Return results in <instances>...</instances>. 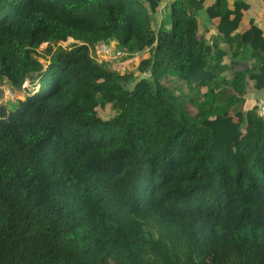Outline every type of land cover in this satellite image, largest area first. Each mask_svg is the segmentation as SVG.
Instances as JSON below:
<instances>
[{
	"label": "trees",
	"instance_id": "16d2710c",
	"mask_svg": "<svg viewBox=\"0 0 264 264\" xmlns=\"http://www.w3.org/2000/svg\"><path fill=\"white\" fill-rule=\"evenodd\" d=\"M166 1L0 0V81L40 86L0 105V264H264V28Z\"/></svg>",
	"mask_w": 264,
	"mask_h": 264
},
{
	"label": "rangeland",
	"instance_id": "374dc122",
	"mask_svg": "<svg viewBox=\"0 0 264 264\" xmlns=\"http://www.w3.org/2000/svg\"><path fill=\"white\" fill-rule=\"evenodd\" d=\"M168 2V0L166 1ZM256 2V1H255ZM254 2V4H255ZM256 5L259 6L260 10L258 9L259 12H261L263 15H264V2H258L256 3ZM250 14V13H248ZM205 17L206 18V22L205 24L208 25L209 23L208 22V18L206 16V13L205 12H201L199 13L198 17H199V20L200 22H202V18L201 17ZM157 17L160 19H163L164 20V23L165 25H169L170 24V17L168 16V14H164L162 17H161V13L157 15ZM249 15H247V19H248ZM246 24H248V22H246ZM212 25L209 24V28H211V32H209L208 34V37L214 35V29L211 27ZM245 23L243 25V23L241 24V27H240V31H244L245 30ZM205 32V31H204ZM73 41V42H72ZM74 40L73 39H69L67 42H60L59 44H55L54 47H53V50H56L57 47L59 48H63V49H66V50H70V49H73L74 48ZM48 46L44 45L41 49H40V55H41V58L40 60L42 61V63L44 64V66L47 68L48 65H50V60H49V54L52 53L53 51L52 50H49V51H46V48ZM143 60V57H140L139 56V59L138 60H135L132 64H131V67L129 65V69H128V66L126 65H119V61H117V67L119 68V71L122 73V74H129V73H133V72H137L138 74L137 75H140L141 73L138 71V68H139V65L141 63V61ZM100 62L104 61V59H99ZM128 69V70H127ZM31 81L28 79L26 81V84L24 85V87L20 90H6L5 92V100L3 101L4 104L8 103V107L9 109L11 110H14L16 109V107L18 106V103L20 100H23L26 98L27 96V93H29V89H32L33 85L30 84ZM255 99V100H254ZM258 101V102H257ZM259 105V113L260 115H263L264 117V93H261V94H258V97L255 98L254 95H253V101H251L248 106H246V109L248 111H251L252 110V106L254 105Z\"/></svg>",
	"mask_w": 264,
	"mask_h": 264
},
{
	"label": "crops",
	"instance_id": "0c3cea01",
	"mask_svg": "<svg viewBox=\"0 0 264 264\" xmlns=\"http://www.w3.org/2000/svg\"><path fill=\"white\" fill-rule=\"evenodd\" d=\"M255 2V0H253V3ZM168 3H169V1H168ZM256 3H258V2H255V4H254V8L252 9V11L250 12V14H248L249 15V17H248V19H247V17L246 18H244V20H243V25H244V23H245V30H247L248 28H249V26H250V20L252 19V18H254V19H256L257 20V22L260 24V25H262L263 26V28H264V15L261 13V12H259L258 11V9L260 10V8H259V6L258 5H256ZM168 6H169V4H165V5H163L162 7H161V9L159 10V14L161 13V17L164 15V14H168ZM164 9V10H163ZM165 9H167V10H165ZM202 18V22H201V28H200V31L202 32V33H204V30H206V28L205 27H207V26H205L206 24H205V20H206V18L203 16V17H201ZM159 19V18H158ZM161 19V18H160ZM159 19V20H160ZM246 22H248V24H246ZM207 23H209V22H207ZM210 24V23H209ZM212 27V26H211ZM241 27V26H240ZM213 28V27H212ZM210 30H211V28H209ZM207 31V36H208V34H209V32H211V31ZM244 30V31H245ZM206 32V31H205ZM112 48H114V44L112 45ZM147 54H144V55H142V56H140V57H143V59H145V58H147ZM139 59V56L138 57H134L133 59H130L129 61H127V62H124L123 63V65H127L128 66V69L131 67V64L135 61V60H138ZM42 62V61H41ZM44 65V64H43ZM129 65H130V67H129ZM127 69V70H128ZM138 74V73H137ZM139 76V75H138ZM255 106V105H254ZM254 106H252V108L254 107Z\"/></svg>",
	"mask_w": 264,
	"mask_h": 264
},
{
	"label": "built area",
	"instance_id": "2783aa9c",
	"mask_svg": "<svg viewBox=\"0 0 264 264\" xmlns=\"http://www.w3.org/2000/svg\"><path fill=\"white\" fill-rule=\"evenodd\" d=\"M93 54H94V57H96V59L98 61H99V59H104V61H102V62H111V63L113 61H119V65L123 64L120 62V60L124 56L127 55L124 52H120V51L117 52L114 48L108 47L104 43H98L96 48H95V51L93 50ZM138 56H140V55H136L135 57H138ZM102 62H100V63H102ZM115 68L119 70V68L117 67V63L115 64Z\"/></svg>",
	"mask_w": 264,
	"mask_h": 264
},
{
	"label": "clouds",
	"instance_id": "9594fccd",
	"mask_svg": "<svg viewBox=\"0 0 264 264\" xmlns=\"http://www.w3.org/2000/svg\"><path fill=\"white\" fill-rule=\"evenodd\" d=\"M45 45H46V44H45ZM43 46H44V45H43ZM43 46H42V47H43ZM46 46H48V45H46ZM40 61H41V60H40ZM48 66H49V65H48ZM45 68H46V67H45ZM47 68H48V67H47ZM0 82H2V86L5 87L4 94H5L6 90H12V89H9L6 85H4V84H3V81H0ZM30 84H32L33 87L36 85L35 83L33 84L32 82H31ZM23 87H24V86H23ZM35 87H37L36 90L40 89V86H39L38 84H37ZM5 97H6V96H5ZM5 99H6V98H4V100H5ZM4 100H3V101H4ZM3 101L0 102V105H1L2 103H4ZM6 104H8V103H6ZM10 110H11V109H10Z\"/></svg>",
	"mask_w": 264,
	"mask_h": 264
},
{
	"label": "water",
	"instance_id": "95a60500",
	"mask_svg": "<svg viewBox=\"0 0 264 264\" xmlns=\"http://www.w3.org/2000/svg\"><path fill=\"white\" fill-rule=\"evenodd\" d=\"M4 90H5V87H3L2 82H0V102H2L5 98Z\"/></svg>",
	"mask_w": 264,
	"mask_h": 264
}]
</instances>
